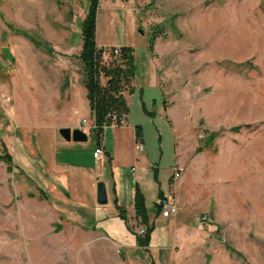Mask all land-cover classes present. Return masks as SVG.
Listing matches in <instances>:
<instances>
[{"label":"rangeland","instance_id":"obj_1","mask_svg":"<svg viewBox=\"0 0 264 264\" xmlns=\"http://www.w3.org/2000/svg\"><path fill=\"white\" fill-rule=\"evenodd\" d=\"M86 6L0 0V151L10 147L20 163L28 156L19 147L27 144L40 163L32 174L44 183L49 171L35 147L57 133L68 84L77 112L71 118L92 117L79 58ZM94 36L97 61L101 53L106 59L101 83L111 78V64L123 101L132 93L131 118L153 157L148 177L176 154L180 177L172 182L181 187L165 196L175 205L164 219L170 237L154 253L138 248L126 258L107 237L24 194L31 181L0 161V264H264V0H98ZM124 45L131 47L132 74ZM99 160L94 165L103 167ZM128 173L117 179L123 200L134 190ZM202 214L205 220H196Z\"/></svg>","mask_w":264,"mask_h":264},{"label":"crops","instance_id":"obj_2","mask_svg":"<svg viewBox=\"0 0 264 264\" xmlns=\"http://www.w3.org/2000/svg\"><path fill=\"white\" fill-rule=\"evenodd\" d=\"M98 44L104 45L103 43ZM131 94L129 92L124 100L127 107L126 123L123 126H107L102 132L100 144L103 148V154L99 161L105 160L103 167L95 166L93 163L92 150L96 144L94 135H92V139L89 138L88 140V133L92 132L85 125H80V119L85 118V116L75 120L71 118V111L73 114L77 112L71 105L74 90L70 84L63 89V103L61 102L55 123L57 122L60 127L80 128L87 135L86 141H66L57 132L50 135L47 142H39L40 145L38 144L35 148L44 155L46 161L44 169L49 171L45 183L43 180L38 181V177L32 174L34 167L39 168L40 163L34 159L36 158L34 153H29L27 144L21 146L18 144L23 153L28 156L27 159L20 163H16L12 159L13 168L31 181V185L27 183L25 189L22 186L24 194L54 205L56 213L64 221H69L77 228L84 229L88 233H100L107 237L120 248L122 256L126 258H129L138 248H142L151 254V252L154 253L161 249L158 246L159 244L164 246L167 237H170L168 233L170 226L168 227V224L164 222V218L159 216L158 202L164 196L170 197L171 193L181 187L180 184L172 182L171 178L172 168L176 163V154L168 167L155 165L152 180L150 176L148 177L146 169L150 168L149 162L153 160L151 159L153 157L144 152L145 146L141 152H135L134 150L135 138H140L143 143L144 135L141 133L140 127L138 134L135 133V127H138V125L131 118L130 103L128 101ZM58 99L61 100L60 95H58ZM135 134L137 135L135 136ZM29 143L33 145L31 137ZM4 148L12 157L11 148L6 146ZM39 152H37V155H40ZM131 165H135V170L133 177L131 173H128V176L131 177L134 183V190L130 188L128 190L130 192L129 197L127 199L125 197L123 200L121 199L122 195L119 193L121 185L117 179L118 175L123 174V172H129ZM98 181L104 184L106 193L104 204L96 202V183ZM136 190L141 193L148 221L153 224V230L145 246L137 244V230L134 232L130 228L132 221H137L133 210L134 192ZM149 203L152 205L150 208L148 207ZM118 208L124 209L125 220L118 215ZM58 225L60 230L62 225L61 223H58ZM138 228H143V226L139 225ZM187 229V226L181 227L179 229L180 234H185ZM182 236L184 237V235ZM158 237L160 238L159 242L157 241Z\"/></svg>","mask_w":264,"mask_h":264},{"label":"trees","instance_id":"obj_3","mask_svg":"<svg viewBox=\"0 0 264 264\" xmlns=\"http://www.w3.org/2000/svg\"><path fill=\"white\" fill-rule=\"evenodd\" d=\"M97 3L98 0H87L85 15L79 28L81 37V46L79 52V58L81 61V84L85 89V96L88 100L89 109L94 113V123L97 129L92 130V133L94 135L95 143L99 142L98 139L103 130L101 128L103 124H108L105 115L110 112H115L119 108L125 107L124 101L117 89L116 79H118L120 73L116 69V66L113 67L111 64L109 65V73L111 78H107L104 84H99V81L97 80L96 75L99 69L102 71L101 73H106L105 66L98 65L96 60L99 56V52L95 50L94 36L95 12L97 9ZM20 33L24 35V37H27L31 40V37L29 38L28 36H25L23 32ZM152 39L149 40V43L152 41ZM120 52L121 55L126 57L128 72L132 74L133 63L131 47L126 45L120 46ZM135 131L136 133L138 132L137 127H135ZM0 161L4 164L5 170L7 172H9L13 167L12 157L4 147H2V150L0 151ZM133 210L135 219L140 225L143 226L144 230L143 234L136 235L137 244L139 246H145L149 240L150 233L153 230V224L152 222L148 221L143 197L137 190L134 192ZM118 215L120 218L125 220L126 217L124 209L118 208ZM59 228L60 226L56 224L54 231H58Z\"/></svg>","mask_w":264,"mask_h":264},{"label":"built area","instance_id":"obj_4","mask_svg":"<svg viewBox=\"0 0 264 264\" xmlns=\"http://www.w3.org/2000/svg\"><path fill=\"white\" fill-rule=\"evenodd\" d=\"M103 53H107V50L106 49H102ZM113 53H117V48H114L113 49ZM105 54H102L100 55V58L99 60L97 61V64L98 65H102V63H104L106 61L105 59ZM97 60V59H96ZM99 73H97V79L99 80V84H104L105 82V79L103 81V83H101V76H104V73H101V70L99 69L98 71ZM92 117H91V120L90 121H87L85 118L82 119V123L83 124H88L89 126H94V114L92 112ZM105 118L109 124V126H119V125H124L125 124V118H126V115H125V111L123 108H119L117 111L115 112H110V113H107L105 115ZM103 128L105 127V125L102 126ZM135 150L138 151V152H141L143 150V144L142 142L139 140H136L135 139ZM102 152H103V148L100 144H96V146H94V149L92 151V157H93V160L95 162H97L101 155H102ZM135 168V165H132L130 167V173L131 175L133 176V170ZM179 173H180V169L179 167H174L172 168V175H171V178L172 180L173 179H178L180 176H179ZM159 216L161 218H168L170 217L173 213H175V205H173L172 202H170V199L168 197H162L159 202ZM206 218V215L205 214H202L201 216L200 215H196V220H205ZM144 230L143 228H138L137 229V234L138 235H141L143 234Z\"/></svg>","mask_w":264,"mask_h":264},{"label":"water","instance_id":"obj_5","mask_svg":"<svg viewBox=\"0 0 264 264\" xmlns=\"http://www.w3.org/2000/svg\"><path fill=\"white\" fill-rule=\"evenodd\" d=\"M57 132L58 135L66 141L71 140L73 142H84L87 139L86 133L78 127H59ZM96 202L98 204H104L106 202L104 184L101 181L96 183Z\"/></svg>","mask_w":264,"mask_h":264}]
</instances>
